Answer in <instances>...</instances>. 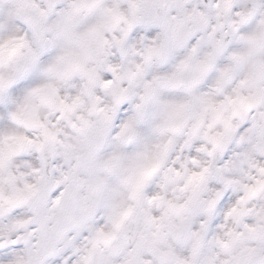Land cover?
<instances>
[{
	"label": "snow or ice",
	"instance_id": "1",
	"mask_svg": "<svg viewBox=\"0 0 264 264\" xmlns=\"http://www.w3.org/2000/svg\"><path fill=\"white\" fill-rule=\"evenodd\" d=\"M0 264H264V0H0Z\"/></svg>",
	"mask_w": 264,
	"mask_h": 264
}]
</instances>
